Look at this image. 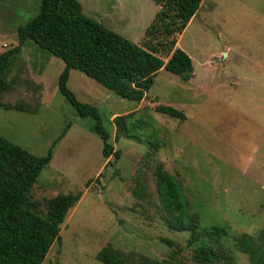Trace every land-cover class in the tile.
<instances>
[{"label":"rangeland","instance_id":"obj_1","mask_svg":"<svg viewBox=\"0 0 264 264\" xmlns=\"http://www.w3.org/2000/svg\"><path fill=\"white\" fill-rule=\"evenodd\" d=\"M76 1L85 17L133 44L157 10L150 0ZM38 6L39 0H0V53L17 45V28ZM174 40L191 60V78L160 69L138 103L69 71L67 89L96 108L108 143L120 152L117 161L101 157L92 119L79 117L57 91L59 59L29 41L11 57L2 77L8 89L0 103L9 108H0V136L40 157L69 124L30 189L28 208L43 217L49 198L81 193L41 264H101L94 256L105 246L129 264H195L194 251L213 244L205 237L189 244L187 232L167 227L154 189L157 164L181 183L199 229L225 232L220 245L234 264H250L236 244L242 235L262 243L264 255V0H201ZM157 56L166 61L162 52ZM20 105L26 112L13 108ZM158 106L184 119L158 113ZM143 112L155 121V152L143 138L114 139V117Z\"/></svg>","mask_w":264,"mask_h":264},{"label":"trees","instance_id":"obj_2","mask_svg":"<svg viewBox=\"0 0 264 264\" xmlns=\"http://www.w3.org/2000/svg\"><path fill=\"white\" fill-rule=\"evenodd\" d=\"M150 1L157 10L144 29L140 43L133 44L85 17L76 0H39L37 13L16 30L17 45L0 53V96L8 89L2 77L11 57L19 52L24 41L33 43L63 63L56 80L57 91L79 117L92 119V130L101 142V157L117 161L120 152L108 143L109 134L96 108L79 102L67 89L66 81L69 71L75 70L115 96L136 103L144 99L160 69L188 81L192 75L191 60L174 47V37L185 29L201 0ZM161 52L166 56L165 62L157 56ZM0 108L9 106L0 103ZM13 108L27 110L21 105ZM155 111L172 119H184L182 112L169 106H158ZM133 116L130 113L112 119L114 139L123 136L140 141L143 138L151 151H157L160 141L155 121L145 113L137 118ZM68 125L40 157L28 154L0 136V264H41L52 243L59 241L60 225L81 193L57 194L49 198L43 217L33 213L26 201L37 176L51 159L52 148L64 136ZM145 129L149 130L147 134H144ZM152 173L167 227L171 231L187 232L189 244L202 237L213 244H201L192 256L194 263L234 264L220 245L225 232L214 226L200 230L196 219L188 214L181 183L159 164L153 167ZM87 185L88 182L84 184ZM137 192L135 188L132 190L135 197ZM236 244L250 264H264L262 243L242 235ZM94 259L101 264H129L127 256L108 246L100 249Z\"/></svg>","mask_w":264,"mask_h":264}]
</instances>
